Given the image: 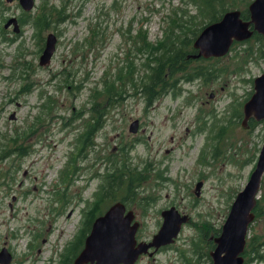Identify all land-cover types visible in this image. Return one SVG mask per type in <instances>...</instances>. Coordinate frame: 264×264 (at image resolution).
Instances as JSON below:
<instances>
[{
    "label": "rangeland",
    "instance_id": "374dc122",
    "mask_svg": "<svg viewBox=\"0 0 264 264\" xmlns=\"http://www.w3.org/2000/svg\"><path fill=\"white\" fill-rule=\"evenodd\" d=\"M43 3L62 11L42 32L45 39L51 32L58 38L51 62L44 66L30 16ZM179 8L197 13L192 0H35L32 10L19 0H0V251L9 250L10 264H59L114 157L138 170L147 168V180L127 206L140 222V240L158 232L162 210L171 206L190 215L174 244L187 253L191 241L200 237L199 226L209 236L222 229L264 143V120L254 127L251 118L244 122L254 80L264 73V52L256 40L233 43L221 57L192 63L210 71L207 77L179 82L177 96L171 92L150 107L128 88L114 106L102 107L103 125L94 144L79 152L77 139L91 119L93 90L101 89L128 57H135L139 67L144 56L138 55L133 38L147 31L151 42L165 39ZM236 9L243 7L231 10ZM11 17L19 24L28 21L15 42L7 39L17 35L13 26L4 27ZM49 99L54 101L51 111L44 107ZM135 121L136 132L130 129ZM221 126L227 128L218 140L214 134ZM18 135L28 154L11 146L9 140ZM124 195L125 190L116 192L117 198ZM258 199L247 243L253 237L264 242V175ZM112 203L107 199L103 211ZM260 251L262 261H246V255V264H264V245ZM138 264L185 260L171 248L155 259L143 256Z\"/></svg>",
    "mask_w": 264,
    "mask_h": 264
},
{
    "label": "trees",
    "instance_id": "16d2710c",
    "mask_svg": "<svg viewBox=\"0 0 264 264\" xmlns=\"http://www.w3.org/2000/svg\"><path fill=\"white\" fill-rule=\"evenodd\" d=\"M196 6L197 13L192 14L187 9L179 8V11L175 10V14L172 19V27L166 32V37L163 40L151 42L148 39L147 31H139L133 38L134 43L137 46L138 55L144 56V61L140 66L134 58H127L126 62L120 66L117 72L111 77H107L103 82L101 89L95 88L91 93V99L93 101V107L91 108V119L86 125V129L80 134L77 141L80 144L79 152L85 149L87 146L94 144L93 139L96 136L97 131L103 125L102 117L106 108L114 106L123 98V93L128 88L135 91L137 94H141L148 107L152 106L161 97L173 93L175 96L180 90L179 82H193L197 78H205L210 71H207L202 65L192 66L191 64L199 60L194 55L198 53V50L194 47V40L205 26L210 23L216 22L222 18V16L229 10L235 7H243L242 17L249 19L250 14L248 5L251 0H192ZM55 6V5H54ZM53 5H43L40 7L39 13L36 15H30L32 18V24L36 31L34 36L38 39L39 52L42 53L45 47L46 39L42 36V32L50 26V19L53 18L54 13L59 17L61 10H57V7ZM46 8V13H43ZM181 11V12H180ZM43 13V14H42ZM29 16V15H28ZM61 17L60 20H62ZM202 25L198 26V24ZM27 20L20 21L21 26L27 24ZM23 34H17L16 37L7 38L10 42H15L19 36ZM252 39L256 40L259 44V50L264 52V36L258 32H255ZM246 41V40H245ZM236 44H246L247 42H234ZM137 55V56H138ZM28 66V65H27ZM28 68V67H27ZM217 76V75H216ZM67 80V79H66ZM25 92H30V88L25 89ZM54 101L49 99V103L45 104V108H51ZM103 107V110H101ZM234 116L241 118V113L236 110ZM233 122V121H231ZM250 123L253 127L259 124L254 118H251ZM227 126H221L217 133L214 134L215 139L223 137ZM21 135L14 136L9 140L11 146L16 147L18 154H28V150L23 144L18 143V138ZM218 147L215 146V149ZM12 149V148H11ZM217 153V150H215ZM71 162H74L73 157L70 158ZM111 162V168L102 175L103 182L100 184L98 190L94 195L93 201H87V207L83 209L82 226L74 239V241L65 249L62 254L59 264H73L75 257L79 254L84 246L85 239L89 234L95 219L103 214L102 205L107 199L111 198L113 203L117 201L123 202L126 206L129 205L130 197L135 192L136 188L141 186L146 180L144 172L147 168L142 170L136 169L129 164L127 159H116L115 157ZM66 172L63 170V173ZM118 190H125L126 195L117 198L116 192ZM141 201L146 198L140 199ZM259 200V199H258ZM257 200V204H258ZM149 201H147L148 203ZM112 203V204H113ZM111 204V205H112ZM110 205V206H111ZM257 208V205L256 207ZM199 226V239L194 240L193 250L194 254H201L202 252V237L206 228ZM216 231L215 234L220 233ZM264 245V242L258 241L256 237L251 238L247 243L244 256L247 255V260L262 261L263 254L260 251V247ZM245 261V264H246Z\"/></svg>",
    "mask_w": 264,
    "mask_h": 264
},
{
    "label": "water",
    "instance_id": "95a60500",
    "mask_svg": "<svg viewBox=\"0 0 264 264\" xmlns=\"http://www.w3.org/2000/svg\"><path fill=\"white\" fill-rule=\"evenodd\" d=\"M13 1V0H7ZM26 10H32L35 0H19ZM250 20L242 17L241 10H229L220 20L203 28L194 40L198 53L196 58L221 57L229 52L234 41H244L258 32L264 36V0H253L249 5ZM13 26V31H21L16 17L9 18L4 27ZM58 38L55 33L46 37L45 47L40 56V64L47 65L57 49ZM255 92L244 105V122L250 118L264 120V73L254 80ZM138 121L130 129L137 131ZM264 175V143L258 159L250 174L245 188L238 193L230 213L222 226L221 234L215 238L216 249L212 253L213 264H244V252L247 245L249 225L255 217L261 181ZM203 182L196 185V194H201ZM132 209L117 201L103 214L99 215L85 239L84 246L73 264H137L139 257L151 247L156 249L174 242L183 224L189 221V215L182 214L176 207L162 212V226L151 241L137 240L139 221L135 220ZM12 254L6 248L0 251V264H10Z\"/></svg>",
    "mask_w": 264,
    "mask_h": 264
},
{
    "label": "flooded vegetation",
    "instance_id": "af4514ba",
    "mask_svg": "<svg viewBox=\"0 0 264 264\" xmlns=\"http://www.w3.org/2000/svg\"><path fill=\"white\" fill-rule=\"evenodd\" d=\"M171 207H175V206H171ZM170 207V208H171ZM167 209H169V208H167ZM164 210H166V209H164ZM164 210H162V212L164 211ZM184 214H187V213H184ZM187 215H189V214H187ZM189 219H190V215H189ZM159 231V230H158ZM181 231H182V229H181ZM181 231H180V233H181ZM180 233H179V235H180ZM221 233V232H220ZM219 233V234H220ZM155 234H157V233H155ZM154 234V235H155ZM218 234V235H219ZM154 235L152 236V238L154 237ZM179 235H178V237H179ZM218 235H217V233H216V235H208L207 233H205L204 232V234H203V237H202V253L201 254H199V253H197V254H194L195 253V251L193 250V248H190L189 249V252L187 253V250H185L184 248H180L179 246H177V245H174L175 244V242L178 240V237L174 240V242H172L171 244H168V245H165V246H161L160 248H158V249H156L155 247H151L149 250H148V252L147 253H144V254H142L140 257H139V260L143 257V256H148V257H150V258H152V259H155L156 258V256L159 254V253H161V252H163V251H166V250H170L171 248H176L177 249V251H179L180 252V256H181V258H183L184 260H185V264H201L202 262L204 263V264H213V261H214V259H213V256H212V253L215 251V249H216V241H215V238L216 237H218ZM197 236V235H196ZM152 238L151 239H146V241H151L152 240ZM199 239V236L198 237H196L194 240H198ZM137 240H138V242H140V241H145V240H140L139 239V237H138V233H137ZM194 240L193 241H191V243H193L194 242ZM190 257V258H189ZM139 260L137 261V264H138V262H139Z\"/></svg>",
    "mask_w": 264,
    "mask_h": 264
}]
</instances>
